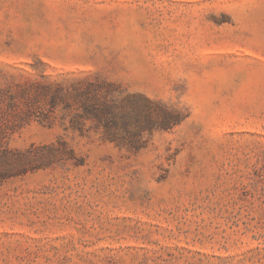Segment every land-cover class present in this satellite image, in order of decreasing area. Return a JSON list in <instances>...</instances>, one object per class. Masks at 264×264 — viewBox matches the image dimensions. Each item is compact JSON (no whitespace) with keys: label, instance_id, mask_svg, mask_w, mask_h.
Segmentation results:
<instances>
[{"label":"rangeland","instance_id":"obj_1","mask_svg":"<svg viewBox=\"0 0 264 264\" xmlns=\"http://www.w3.org/2000/svg\"><path fill=\"white\" fill-rule=\"evenodd\" d=\"M0 264H264V0H0Z\"/></svg>","mask_w":264,"mask_h":264},{"label":"trees","instance_id":"obj_2","mask_svg":"<svg viewBox=\"0 0 264 264\" xmlns=\"http://www.w3.org/2000/svg\"><path fill=\"white\" fill-rule=\"evenodd\" d=\"M179 120L178 113L166 115L165 117L158 119L147 113L144 115V123L140 125L141 129H154V128H168Z\"/></svg>","mask_w":264,"mask_h":264}]
</instances>
